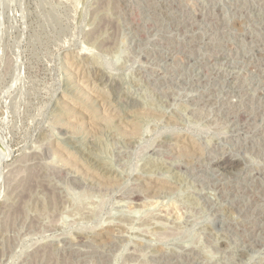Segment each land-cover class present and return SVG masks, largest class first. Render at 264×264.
<instances>
[{"label": "rangeland", "instance_id": "rangeland-1", "mask_svg": "<svg viewBox=\"0 0 264 264\" xmlns=\"http://www.w3.org/2000/svg\"><path fill=\"white\" fill-rule=\"evenodd\" d=\"M0 264H264V0H0Z\"/></svg>", "mask_w": 264, "mask_h": 264}, {"label": "bare ground", "instance_id": "bare-ground-1", "mask_svg": "<svg viewBox=\"0 0 264 264\" xmlns=\"http://www.w3.org/2000/svg\"><path fill=\"white\" fill-rule=\"evenodd\" d=\"M238 165H239V162L232 160V158L231 159L224 158L217 163L218 168H221L224 170H226V169L230 170L233 167L238 166ZM226 171L228 172V170H226Z\"/></svg>", "mask_w": 264, "mask_h": 264}]
</instances>
